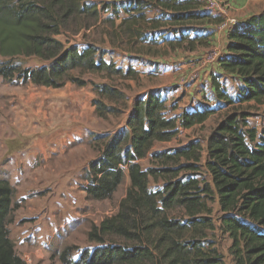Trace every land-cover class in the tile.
<instances>
[{
	"label": "trees",
	"instance_id": "trees-1",
	"mask_svg": "<svg viewBox=\"0 0 264 264\" xmlns=\"http://www.w3.org/2000/svg\"><path fill=\"white\" fill-rule=\"evenodd\" d=\"M127 1L130 3L120 10L123 16L119 22L112 21L107 27L108 37L109 32L115 31L130 40L137 36L143 40L146 30L156 33L169 28L174 33V39L167 42L171 48L193 51L199 46H210L212 34L198 35L196 31L190 36L181 28H205L220 19L204 11L199 0ZM90 12L98 18L96 6H87L81 0H0V56H35L50 61L48 66L39 68L0 62V78L55 89L64 86L66 80L84 85L85 81L70 76L75 69L88 74L118 72L96 47L88 45L80 50L57 38L77 20L83 21L86 29L92 26L87 15ZM147 12L153 15L148 16ZM224 49L215 66L223 76L240 85L231 96L220 82L222 75L211 76L216 106L262 104L264 13L251 15L228 31ZM133 73L127 70L128 76ZM95 90L99 98L113 100L120 96L105 85H95ZM165 102L159 91L147 92L133 101L121 130L109 138H94L100 155L89 162L85 172L86 195L96 200L110 198L125 171L129 188L118 212L93 225L87 233L89 241L102 246L82 250L77 259H70L66 247L59 254L62 264H225L216 249L199 242L204 229L214 228L210 219H196L199 214L211 213L207 200L213 195L220 212L218 227L231 240L228 252L233 263L264 264V126L259 130L248 126L249 115L242 110L227 112L215 124L205 142L204 165L211 184L184 175L179 178L180 173L197 168L203 149L197 141L154 153L153 160L158 165L143 170L138 160L145 158L154 143L170 141L180 128L201 125L217 112L215 107L201 106L167 117ZM92 105L100 118L115 111L99 99H93ZM149 177L164 182L160 192L148 189ZM12 195L9 181L0 179V264H25L16 254L7 229ZM177 207L187 216L185 223L168 217L167 212ZM187 229L192 234L185 238ZM113 237L132 244H115Z\"/></svg>",
	"mask_w": 264,
	"mask_h": 264
},
{
	"label": "rangeland",
	"instance_id": "rangeland-1",
	"mask_svg": "<svg viewBox=\"0 0 264 264\" xmlns=\"http://www.w3.org/2000/svg\"><path fill=\"white\" fill-rule=\"evenodd\" d=\"M221 1L226 15L237 19L231 14L225 0ZM81 2L96 6L98 18L95 19L91 12L87 13L92 26L86 29L84 22L77 20L69 26V31L62 32L57 38L64 44L76 45L80 50L88 45L96 47L103 59L113 64L118 72L88 74L75 69L70 72V76L85 81V84L80 86L66 80L64 86L55 89L15 78L11 81L0 78V164H9L11 170L16 167V170L19 168L22 171L20 164L22 160L25 161L22 162L24 176L17 179L14 175L9 179L13 188V208L7 223L15 252L25 264H62L59 254L66 247L70 259H77L82 250L91 251L102 246L89 241L87 233L93 225L118 212L120 202L129 188V178L125 171L122 182L112 196L96 200L88 197L84 191L87 184L85 172L89 162L100 155L98 141L94 138H109L121 130L136 98L144 97L149 91H160L166 100L167 117L176 116L183 110H197L201 106L217 108V112L203 124L189 129L180 128L174 138L154 143L145 158L138 160L143 170L153 168L158 165L153 160L154 153L167 152L189 141H197L203 147L197 168L180 173L179 178L184 175L201 183L211 184L204 165L207 136L227 112L245 111L249 115L248 126L258 130L264 126V102L233 107L226 104L216 106L213 95H206L205 91L200 94L197 90L199 83L210 84L215 67V63H203L202 57L214 47L221 53L226 36L219 35L210 46H199L193 51L171 48L167 42L174 39V33L169 28L156 33L146 30L142 35L143 40L138 36L130 40L115 31L109 32L111 37H108L106 29L110 22L118 23L123 16L120 10L128 8L130 2ZM147 15L153 14L147 12ZM181 30L194 36L201 27ZM144 49H149L150 53H145ZM5 61L22 68H39L50 64V61L35 56H16L11 59L0 56V62ZM128 69L134 72L132 76H128ZM192 76L195 78L191 79ZM95 85L115 89L120 93L119 99L99 98ZM228 85L234 94L237 85ZM93 99H99L104 106L114 107V113L107 114L105 118L98 117L92 105ZM62 132L63 135L69 133L73 143L66 147L44 143L48 137L51 143H58ZM163 185L160 179L148 178L147 186L151 192H160ZM211 197L207 200L211 213L199 214L196 219L206 217L212 221L214 228L204 229V237L199 242L206 248L216 249L225 264H234L228 252L231 240L218 227L220 212L217 198L215 195ZM157 207L160 208L159 205ZM167 215L180 223L187 221L180 207L167 212ZM190 231L185 232V238L192 234ZM112 240L115 244H132L119 237H113Z\"/></svg>",
	"mask_w": 264,
	"mask_h": 264
},
{
	"label": "crops",
	"instance_id": "crops-1",
	"mask_svg": "<svg viewBox=\"0 0 264 264\" xmlns=\"http://www.w3.org/2000/svg\"><path fill=\"white\" fill-rule=\"evenodd\" d=\"M224 2H226L230 6L231 14L236 16L237 19L239 20V22H242L245 18H247V17H249L251 15H257V14H260V13H264V0H225ZM207 13L216 17L215 14H211L209 12H207ZM208 32H210L212 34L211 42L214 41V40H217L219 35L222 36V37L226 36V33H222L221 34L220 32H218L215 29V25L205 26V28H201L200 31H197L196 34L204 35V34H206ZM225 44H226V37H225V40H224V43H223V50L221 51V53L225 52V49H224L225 48ZM220 74L222 75V77L220 78V82H222L224 84L227 93L229 95H231L232 94V92H231L232 89L229 87L228 84L231 83L232 85L236 84L237 86H239L240 82L237 81V80H231L228 77L226 78L225 76H223V74H222V72H221V70L219 68H217L216 66L213 67V71H212V75L211 76L220 75ZM197 90L200 92V94H203V92L205 91L206 95L207 94L213 95L212 87L210 86V84L208 85V83H199L198 86H197ZM20 93L21 92H19V94ZM159 93H160V91H159ZM234 94H235V90H234ZM234 94H232L231 96H234ZM160 95L164 98V95H162V94H160ZM248 103H251V102H248ZM244 104H246V103H244ZM244 104H242V105H244ZM79 133H81V132L79 131ZM61 134H62L63 137L60 136V139H59L58 143L57 142L51 143V139H49V137L45 139L44 143H48L49 142V144H51V145H55V146H62L63 145L64 147H66L67 145L73 143V141L71 139L72 137H70L69 133H68V135L66 133H65V135H63V132H62V133H60V135ZM30 146H32V145H30ZM22 162L25 163V161L22 160L21 164H20V168L22 167V171L23 172L19 168L16 170L15 169L16 167H13V169L11 170L9 164L7 165V164L1 163L0 165H2V166H0V179H6L8 177L6 180H8L9 182H12L9 179L11 177H13L14 175H15L14 178H17V179H20V177H23L25 170H23L24 165L22 164ZM26 162H28V160ZM18 182H19V180H18Z\"/></svg>",
	"mask_w": 264,
	"mask_h": 264
},
{
	"label": "built area",
	"instance_id": "built-area-1",
	"mask_svg": "<svg viewBox=\"0 0 264 264\" xmlns=\"http://www.w3.org/2000/svg\"><path fill=\"white\" fill-rule=\"evenodd\" d=\"M203 4V10L211 14H215L219 17V21L215 24V29L218 32L227 33L232 30L237 24L238 20L234 17L226 15V11L223 9L221 0H199ZM218 48L214 47L207 51V53L202 57L203 63L213 64L216 63L217 58L220 56ZM195 78L192 76L191 79Z\"/></svg>",
	"mask_w": 264,
	"mask_h": 264
}]
</instances>
